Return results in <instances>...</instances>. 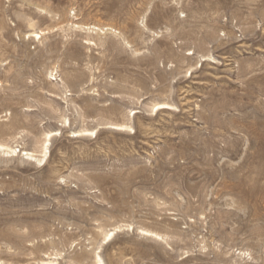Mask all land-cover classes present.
Instances as JSON below:
<instances>
[{
	"label": "rangeland",
	"instance_id": "374dc122",
	"mask_svg": "<svg viewBox=\"0 0 264 264\" xmlns=\"http://www.w3.org/2000/svg\"><path fill=\"white\" fill-rule=\"evenodd\" d=\"M0 144V264H264V0H0Z\"/></svg>",
	"mask_w": 264,
	"mask_h": 264
},
{
	"label": "bare ground",
	"instance_id": "6f19581e",
	"mask_svg": "<svg viewBox=\"0 0 264 264\" xmlns=\"http://www.w3.org/2000/svg\"><path fill=\"white\" fill-rule=\"evenodd\" d=\"M35 34V33H34ZM90 42V41H89ZM158 105V104H157ZM166 105H168V103H161V104H159V109H161V108H167V106ZM169 105H170V103H169ZM155 107V106H154ZM116 123V122H115ZM114 127L116 128V129H119V130H124L125 128H127L128 126L127 125H125L124 123L123 124H116V125H114ZM83 130V129H82ZM85 131H88V130H84V132ZM83 132V131H82ZM92 133L93 134V132H95V130H91V131H88V132H85V133ZM53 133H58V132H51L49 135L50 136H52L53 135ZM75 134V136H77V135H81L82 133L81 132H75L74 133ZM48 141H47V145L45 146V150L43 151L44 152V155H43V157L42 158H40L38 161L39 162H41L42 160H45V158L48 156V153H49V148H48ZM0 149H3V150H7V151H14L11 147H8L7 145H4V144H0ZM24 154L25 155H27L28 157H30V158H32V157H34L35 156V154H34V152L33 151H24ZM114 229H116V228H114ZM114 234H115V230L114 231H111L110 233H108L107 234V238H106V241H109L113 236H114ZM149 235V234H148ZM159 235V234H158ZM53 262V261H52ZM51 261H42V264H53ZM97 263H99V264H102L103 263V260H102V258L101 257H99V259H98V262Z\"/></svg>",
	"mask_w": 264,
	"mask_h": 264
}]
</instances>
